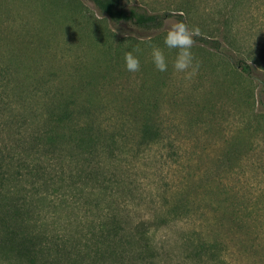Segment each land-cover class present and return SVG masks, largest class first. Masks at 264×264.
I'll return each instance as SVG.
<instances>
[{
    "label": "rangeland",
    "instance_id": "374dc122",
    "mask_svg": "<svg viewBox=\"0 0 264 264\" xmlns=\"http://www.w3.org/2000/svg\"><path fill=\"white\" fill-rule=\"evenodd\" d=\"M53 1L0 0V66L10 69L7 77L95 97L91 108L127 129L153 114L162 139L121 167L132 188L121 205L133 220L152 226L154 244L171 264H195L183 251L184 238L193 234L229 245L226 260L213 264H264L262 86L242 83L196 44L195 71L186 77L172 67L176 50L163 44L183 14L198 36L222 38L229 31L235 53L264 57L256 34L262 19L254 25L252 1L128 0L151 13L175 14L147 35L117 30L90 0H59L58 7ZM152 46L163 49L167 72L155 69ZM129 51L140 59L138 72L125 68ZM177 207L186 212L180 219L170 215Z\"/></svg>",
    "mask_w": 264,
    "mask_h": 264
},
{
    "label": "trees",
    "instance_id": "16d2710c",
    "mask_svg": "<svg viewBox=\"0 0 264 264\" xmlns=\"http://www.w3.org/2000/svg\"><path fill=\"white\" fill-rule=\"evenodd\" d=\"M55 1L53 6L61 5ZM90 1L117 30L130 33L158 32L175 15L151 13L128 0ZM250 1L254 25L262 19L256 30L261 48L264 0ZM177 20L189 26L183 14ZM229 33L196 35L194 44L218 57L230 75L246 85L258 83L264 91V57L235 53ZM8 70L0 66V259L14 264H171L154 244L152 226L133 220L119 201L132 194L121 167L162 139L156 117L147 114L140 127L127 129L93 110L95 97L77 96L74 90L68 94L65 86L52 89L49 82L13 80ZM184 211L177 207L170 215L180 219ZM183 251L195 264L230 255L222 237L194 234L184 238Z\"/></svg>",
    "mask_w": 264,
    "mask_h": 264
},
{
    "label": "clouds",
    "instance_id": "9594fccd",
    "mask_svg": "<svg viewBox=\"0 0 264 264\" xmlns=\"http://www.w3.org/2000/svg\"><path fill=\"white\" fill-rule=\"evenodd\" d=\"M199 31L198 27L190 28L185 22L177 21L170 25L163 37L164 46L176 50L175 59L171 62L172 67L176 72L184 73L186 77H190L195 71L192 46L195 42L194 36L199 35ZM151 61L157 71L162 73L168 71L169 60L159 46H152ZM124 63L129 72L135 73L140 70V59L131 51L124 53Z\"/></svg>",
    "mask_w": 264,
    "mask_h": 264
}]
</instances>
